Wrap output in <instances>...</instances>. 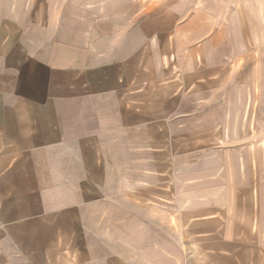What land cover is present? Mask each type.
Wrapping results in <instances>:
<instances>
[{
    "label": "crops",
    "instance_id": "1",
    "mask_svg": "<svg viewBox=\"0 0 264 264\" xmlns=\"http://www.w3.org/2000/svg\"><path fill=\"white\" fill-rule=\"evenodd\" d=\"M229 3L0 0V264H242L262 5Z\"/></svg>",
    "mask_w": 264,
    "mask_h": 264
},
{
    "label": "rangeland",
    "instance_id": "2",
    "mask_svg": "<svg viewBox=\"0 0 264 264\" xmlns=\"http://www.w3.org/2000/svg\"><path fill=\"white\" fill-rule=\"evenodd\" d=\"M140 1L147 2L148 0H140ZM224 1L230 2L229 3L230 7H228V9H225L226 18H230L232 14L238 12L243 2V0H224ZM246 1H249V3L251 4L261 3L262 5L261 9L259 10L260 23H258L257 19H254L255 24L251 23L249 26H246L250 31L251 39L249 42L248 41L245 42V46H244L246 50V57L244 64L249 68L250 71L249 84L261 85L259 88L257 87L256 90L252 89L251 106L249 108L252 114L251 131L254 134L256 133L258 134V130L260 129L261 131L260 133L262 135L264 132V0H246ZM258 1L260 2L258 3ZM234 3H237L238 6L232 5ZM228 23L229 22H227V24ZM230 25L235 26V24L232 23L228 24L227 26ZM237 26L242 27V25H237ZM247 61L249 63H246ZM258 120H261V122H258ZM261 157L263 160L261 162L262 164L261 170L256 171L254 173L255 179L253 178L252 175V179H254L255 182L258 183L260 190V193L258 195L260 201L256 202V207H255L256 225H257L256 230L257 232L259 231L260 233L255 234L253 236L251 241L252 246H244L245 249L242 252V255L244 257L240 259L242 264H264V155H262ZM258 160L260 161V158ZM258 160L255 161L254 159V163H253V165L255 166L254 169L257 170H258Z\"/></svg>",
    "mask_w": 264,
    "mask_h": 264
}]
</instances>
